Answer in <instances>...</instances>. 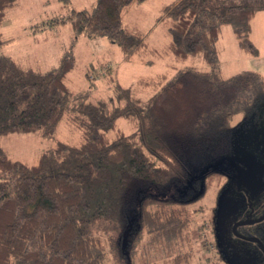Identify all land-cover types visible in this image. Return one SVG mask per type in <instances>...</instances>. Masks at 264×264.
Here are the masks:
<instances>
[{"label":"trees","instance_id":"trees-1","mask_svg":"<svg viewBox=\"0 0 264 264\" xmlns=\"http://www.w3.org/2000/svg\"><path fill=\"white\" fill-rule=\"evenodd\" d=\"M144 1L95 0L90 9H72L66 20L55 22H68L77 35L106 37L125 60L196 58L207 68L188 67L171 80L167 72L141 76L136 88L117 82L114 97L91 101L88 91L75 94L66 83L71 56L41 72L0 54V136L37 132L50 139L66 114L81 133L76 144L56 140L33 164L11 159L0 147V264H103L100 229H119L122 246L142 224L159 235L163 225L156 211L193 201L180 194L196 169L209 164L202 172L206 179L226 175L210 165L228 156L229 121L239 112H256L264 83L249 71L225 78L217 44L227 24L240 51L256 56L251 23L264 11V0H176L163 8L170 40L160 50L148 47L145 36L122 20L131 5ZM15 2L0 0V25ZM5 41L0 32V46ZM146 89L153 94L144 100L139 94ZM261 192L246 209L253 223L237 228L251 243L242 246L246 254L258 247L250 238L264 243ZM171 214L173 209L162 218L167 236L179 226ZM126 255L118 252L120 264H131V251Z\"/></svg>","mask_w":264,"mask_h":264},{"label":"rangeland","instance_id":"rangeland-1","mask_svg":"<svg viewBox=\"0 0 264 264\" xmlns=\"http://www.w3.org/2000/svg\"><path fill=\"white\" fill-rule=\"evenodd\" d=\"M175 1L145 0L133 4L123 15L124 25L143 34L148 47L160 50L170 40L169 20L163 8ZM94 2L16 0L0 25L2 39L6 40L0 46V54L41 72L58 67L64 56H71L73 65L66 83L75 94L88 91L91 101L114 97L113 87L117 82L136 88V80L141 76L167 72L171 80L185 68H207L196 58L182 63L167 56L149 64L142 63L137 56L125 60L121 49L106 37L88 38L75 34L68 22L56 24V19L66 20L72 9H90ZM253 31L256 56L240 51L230 25H222L217 50L225 78L249 71L257 73L264 83V11L256 16ZM262 93L264 96V86ZM152 94L146 89L139 95L147 100ZM120 103L113 101V104ZM67 117L68 114L50 139L42 138L37 132H14L0 136V147L11 159L33 164L56 140L73 144L79 141L81 133ZM120 122L125 123L123 119H119ZM120 126L129 133L126 124ZM228 127L231 130L228 156L210 165L217 170L223 169L226 175L215 174L206 179L202 172L209 164L196 169L191 184L180 194L185 200L193 201L185 205L164 204L160 212L156 211L155 216L160 214L156 220L163 225L158 228L162 230L159 235H154L142 224L140 232L122 246L121 240L117 242L119 229L112 226L100 229L98 237L106 254L103 264H120L118 252L128 255L130 251L131 264H246V258L239 256L234 246L239 245L241 250L245 243H251L228 236V230L233 220H241L236 215L239 199L241 207L242 202L254 199L261 190L264 192V97L257 103L256 112L248 116L240 112L235 114ZM174 195L179 196L177 192ZM170 209L174 214L169 219L179 226L175 228L176 233L167 236L163 232L170 229L165 228L162 218Z\"/></svg>","mask_w":264,"mask_h":264},{"label":"flooded vegetation","instance_id":"flooded-vegetation-1","mask_svg":"<svg viewBox=\"0 0 264 264\" xmlns=\"http://www.w3.org/2000/svg\"><path fill=\"white\" fill-rule=\"evenodd\" d=\"M258 199L255 201L257 202ZM251 206V200H246V202H242V205L240 207V199L238 201V210L236 212V215L238 216V218H240V215H245L243 216L245 219L244 220H240L239 222L238 221H232V225L231 227L229 228V233H228V236L230 237H234L238 240H243L241 238V233H240V230H237V228L241 225H236L238 223H243V222H247V224H251V223H248V222H252L253 220H251V218H247V214H246V209L247 208H250ZM249 211H251L252 209H248ZM234 215V216H236ZM236 222V223H235ZM253 223V222H252ZM245 225V224H243ZM235 226V227H234ZM250 240H254V241H257L255 242L256 245L258 247H255L254 250L252 251V253L256 254H252L251 252H249V254L245 252L244 248H241L240 250V246L236 244V246H234V244H232L234 247H236V251L238 253H241L240 255H242L243 258H247V262H250V264H264V243L260 240V239H251ZM244 241V240H243ZM252 254V255H250Z\"/></svg>","mask_w":264,"mask_h":264},{"label":"crops","instance_id":"crops-1","mask_svg":"<svg viewBox=\"0 0 264 264\" xmlns=\"http://www.w3.org/2000/svg\"><path fill=\"white\" fill-rule=\"evenodd\" d=\"M259 13V12H258ZM258 13H256V15L254 16V18H253V20H252V23H251V34H250V38H251V40L253 41V43L256 45V48H257V43H256V40H254V38H253V36H252V34H253V22H254V20H255V18H256V16L258 15ZM19 63V62H18ZM21 64V63H20ZM29 67V66H28Z\"/></svg>","mask_w":264,"mask_h":264},{"label":"water","instance_id":"water-1","mask_svg":"<svg viewBox=\"0 0 264 264\" xmlns=\"http://www.w3.org/2000/svg\"><path fill=\"white\" fill-rule=\"evenodd\" d=\"M262 218H264V216H262ZM262 218H260V219H258V220H256V221H260ZM253 222V221H252ZM252 222H248V223H252ZM243 224H247V222H243V223H238V224H236V225H243ZM235 227V226H234ZM246 264H250V262H247L246 261Z\"/></svg>","mask_w":264,"mask_h":264}]
</instances>
